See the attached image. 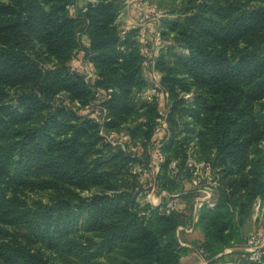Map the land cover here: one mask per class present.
<instances>
[{
    "label": "trees",
    "instance_id": "trees-1",
    "mask_svg": "<svg viewBox=\"0 0 264 264\" xmlns=\"http://www.w3.org/2000/svg\"><path fill=\"white\" fill-rule=\"evenodd\" d=\"M125 1L87 0L72 14L76 0H0V264H183L178 227L192 221L197 195L184 184L189 154L215 181L214 204L197 212L205 264H264V254L225 253L245 245L264 201V0H149L172 40L156 61L169 93L156 179L178 193L173 208L142 200L148 152L107 142L74 105L111 89L106 127L152 136L157 105L137 97L147 80L138 27L122 34L118 22ZM75 57L93 62L94 84L70 69ZM135 163L145 170L131 172Z\"/></svg>",
    "mask_w": 264,
    "mask_h": 264
},
{
    "label": "built area",
    "instance_id": "built-area-1",
    "mask_svg": "<svg viewBox=\"0 0 264 264\" xmlns=\"http://www.w3.org/2000/svg\"><path fill=\"white\" fill-rule=\"evenodd\" d=\"M128 6L135 4L142 16H149L151 13H156V17L153 18V24L148 26L146 23L138 24L137 39L140 45V52L142 53V68L144 76L147 80L146 87L140 91L137 97L148 103H155L157 105V120L153 129V133L150 139H137L132 140L131 137L125 132H119L114 129H108L105 125L110 120L108 111L103 102L109 98L111 89L98 90L95 92L93 100L87 104L81 105L76 101L74 105L79 107V111L86 116L93 118L100 124V133L107 142L112 145H121L123 148H128L137 156L143 158L144 150L149 155V174L152 178L151 188L145 193V200L153 205L164 204L167 208H173L175 206V197L178 193H169L167 190H160L157 185V174L161 169V164L165 160V154L163 151V143L167 138V132L169 129L168 123V101L169 93L164 89L162 85V73L156 67V61L158 56L165 48V42L160 32V17L162 14L158 13L155 6L150 3L149 0H127ZM128 29H123L122 34ZM70 69L72 71H80L85 77V80L90 84H94L97 79V72L93 62L86 59L74 58ZM189 96V95H188ZM146 147V148H145ZM145 148V149H144ZM187 166L192 169V176L187 182L197 192L194 201L193 217L195 222L198 220V209L203 203L213 205L215 197L213 194L212 185L215 184L211 176V168L209 163L205 161H197L192 155L189 154L187 158ZM178 160H173L169 165V170L172 172H178ZM143 165L135 163L131 166V172L139 174L144 171ZM147 172V171H146ZM148 174V173H147ZM259 200L256 202L254 209L259 210ZM194 222V223H195ZM192 225H180L178 232L183 230H191ZM243 250L247 253V258L250 261L261 262L264 254V229L260 232L252 233L246 237ZM229 251L226 249L225 252ZM233 264V263H229Z\"/></svg>",
    "mask_w": 264,
    "mask_h": 264
},
{
    "label": "crops",
    "instance_id": "crops-1",
    "mask_svg": "<svg viewBox=\"0 0 264 264\" xmlns=\"http://www.w3.org/2000/svg\"><path fill=\"white\" fill-rule=\"evenodd\" d=\"M86 2L87 0H76V3L71 6L72 14H76L77 10L83 7ZM118 22L123 29H130L141 23H146L148 26L154 23L151 21L150 15H141L135 4L126 6V8L120 14ZM82 41L84 44H87L89 41L88 37L84 34L82 35ZM187 184L186 188L188 186ZM259 204V210H254L252 217L244 226V233L246 237L252 233L260 232L264 229V201H260ZM191 216L192 221H189L186 226L192 225V229L183 230L179 233L181 244L188 248V253L183 258V264H205V260H203L201 253L196 249V245L204 238V232L201 227L196 224L195 218L193 217L194 215ZM243 248L244 246H234L227 248L229 249V251L225 252L227 254V258H234L236 256V252L242 250Z\"/></svg>",
    "mask_w": 264,
    "mask_h": 264
},
{
    "label": "rangeland",
    "instance_id": "rangeland-1",
    "mask_svg": "<svg viewBox=\"0 0 264 264\" xmlns=\"http://www.w3.org/2000/svg\"><path fill=\"white\" fill-rule=\"evenodd\" d=\"M126 1H127V0H126ZM126 1H125V8H126V6H128V3H127ZM153 5L155 6L156 10L159 11L158 13L162 14V12H163L162 8H161L159 5H157L156 3H155V4L153 3ZM125 8H124V9H125ZM156 15H157V14H156L155 12L150 14V16H151V21H153L152 18H153V17H156ZM164 40H166V39H164ZM166 41H167V42H165V46H168V45H170V44L172 43V40H170V39H168V40H166ZM171 45H172V44H171ZM171 45H170V46H171ZM174 50H175V49H174ZM184 184H187V182H184ZM187 185L190 187V184H187ZM188 186H187V188H189ZM28 195H29L30 198H34V199H38V198H41V197H45L44 194H42V193H40V192H32V193H28ZM144 198H145V197L142 198L143 201L148 200L147 198L144 200ZM146 202H147V201H146ZM254 210H255V209H254Z\"/></svg>",
    "mask_w": 264,
    "mask_h": 264
}]
</instances>
